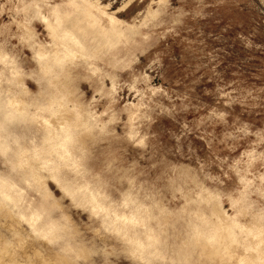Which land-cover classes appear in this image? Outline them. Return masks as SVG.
Returning a JSON list of instances; mask_svg holds the SVG:
<instances>
[{
    "label": "rangeland",
    "instance_id": "obj_1",
    "mask_svg": "<svg viewBox=\"0 0 264 264\" xmlns=\"http://www.w3.org/2000/svg\"><path fill=\"white\" fill-rule=\"evenodd\" d=\"M65 2L0 0V264H264V0Z\"/></svg>",
    "mask_w": 264,
    "mask_h": 264
},
{
    "label": "bare ground",
    "instance_id": "obj_2",
    "mask_svg": "<svg viewBox=\"0 0 264 264\" xmlns=\"http://www.w3.org/2000/svg\"><path fill=\"white\" fill-rule=\"evenodd\" d=\"M79 0H66V2L64 3V10L62 9V11H60L59 7H56L53 9V13L55 15V21L54 22H49V26L52 29L53 33L55 34V37L57 36L59 40H61V42L63 43V47L65 49V54L64 56L61 57H74L75 55H77V53H84V51L86 52L87 48H86V43H85V32H84V28L81 27V23L77 22L73 23V22H69V15L72 12V8H74V6H76V4H78ZM34 4V3H33ZM32 4V5H33ZM89 5L94 6L91 3H87ZM62 6V5H61ZM96 7V6H94ZM61 8V7H60ZM66 13H68V15H66ZM50 18V17H49ZM53 18V17H52ZM51 19V18H50ZM52 20V19H51ZM61 45V44H60ZM7 56V55H6ZM5 57V56H4ZM61 57H56V62L61 63L62 62V58ZM94 57V56H93ZM93 59V58H92ZM45 66V65H44ZM5 107V105H4ZM3 105L0 102V152H6L7 150L10 149V142H9V135L5 136L2 134V132L4 131H8V125L9 123L12 121L13 116L16 115V113L18 112L17 109L14 110H9V112H4L3 111ZM21 109V108H20ZM39 109V108H38ZM37 111H40L38 110ZM43 110V108H40ZM52 110V109H50ZM36 111V112H37ZM57 111V110H56ZM35 112V113H36ZM43 112V111H42ZM41 112V113H42ZM51 111H49L48 113H50ZM53 112V111H52ZM55 112V111H54ZM44 113V112H43ZM47 113V112H45ZM51 114V113H50ZM45 115V114H42ZM40 115V116H42ZM50 116V115H49ZM39 117V115H38ZM36 118V117H35ZM19 119V118H18ZM38 119V118H37ZM44 120V123L47 124L48 118L45 116L42 118ZM39 121V119H38ZM43 122V121H42ZM41 122V123H42ZM12 123H14L12 121ZM38 123V122H37ZM43 124V123H42ZM44 128V127H43ZM46 129V127L44 128V130ZM61 129V128H60ZM63 129V128H62ZM47 131V130H46ZM68 132V131H67ZM66 132V133H67ZM65 133V132H64ZM71 133V132H70ZM69 134V133H68ZM65 135V134H64ZM44 136V135H43ZM70 136V135H69ZM66 135V138L69 137ZM55 138V136H52L50 138H46V141H52ZM36 140V139H35ZM31 142V141H30ZM61 142V141H60ZM50 143V142H49ZM64 143V141H63ZM32 144V142H31ZM67 144V143H65ZM53 145V144H52ZM59 145V144H58ZM56 147V146H55ZM67 147V146H65ZM21 148V147H20ZM39 148V146H38ZM35 150V149H34ZM37 150V149H36ZM21 153L19 152L18 155L22 156V153H25L24 149H21ZM53 151V150H52ZM60 151V150H59ZM51 152V151H50ZM67 153V152H66ZM22 154V155H20ZM34 155V154H33ZM35 155L40 156L41 154L38 151H35ZM62 155V154H60ZM57 157V156H56ZM71 157V156H70ZM78 158V157H77ZM21 160V159H20ZM75 160V159H74ZM28 161V160H27ZM46 161V160H45ZM70 161V160H68ZM54 162V161H53ZM56 162V161H55ZM75 162V161H73ZM46 163V162H45ZM64 163V162H62ZM66 163V162H65ZM58 164V163H57ZM50 172L52 171H57L59 169H57L58 167H53V163L52 166L49 167ZM60 168V167H59ZM56 182L60 185L61 182H59V180L56 178L57 176H52ZM34 179L36 180V182L38 183L40 181V178L38 176H34ZM39 184V183H38ZM37 184V186H39ZM64 189V187H63ZM69 190V189H68ZM0 191L2 193V195L6 198H10L11 200H16L19 201L21 199V189H18V187L15 185V183L11 182L10 180L4 179L2 178L0 181ZM42 198L44 199V197H46L48 195V189L44 188L42 190ZM96 196V195H95ZM97 200V199H96ZM91 201V200H90ZM99 202V201H98ZM25 213H24V217L26 218V221L28 222V224L30 225V227L32 228V230H34L35 232H38L42 235V238H49L52 239L57 233H59V229L61 224L59 222L56 221H51L50 219L46 220V211L44 209L39 210V207H34V206H27L25 209ZM126 221V220H125ZM60 224V226H59ZM124 229L126 230L127 228L124 227ZM123 229V230H124ZM128 231V230H127ZM125 232V231H124ZM126 234V233H125ZM155 242V240H154ZM260 242L257 241V243H254L253 245H251L253 248L254 253L258 254L259 253V246ZM155 245V244H154ZM141 246V244H140ZM153 246V245H152ZM143 249V248H142ZM248 256V255H247ZM250 256V253H249ZM248 256V257H249ZM252 256V255H251ZM60 257V256H59ZM253 257V256H252ZM61 258V257H60ZM242 259H246V258H242ZM63 260V259H62ZM243 261V260H240Z\"/></svg>",
    "mask_w": 264,
    "mask_h": 264
},
{
    "label": "snow or ice",
    "instance_id": "obj_3",
    "mask_svg": "<svg viewBox=\"0 0 264 264\" xmlns=\"http://www.w3.org/2000/svg\"><path fill=\"white\" fill-rule=\"evenodd\" d=\"M105 2L107 3V2H108V0H105Z\"/></svg>",
    "mask_w": 264,
    "mask_h": 264
}]
</instances>
